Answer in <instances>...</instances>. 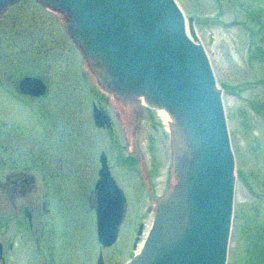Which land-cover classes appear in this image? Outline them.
Listing matches in <instances>:
<instances>
[{"label":"water","instance_id":"obj_1","mask_svg":"<svg viewBox=\"0 0 264 264\" xmlns=\"http://www.w3.org/2000/svg\"><path fill=\"white\" fill-rule=\"evenodd\" d=\"M18 0H0V15ZM66 27L101 86L121 104L150 227L140 253L122 264H227L235 158L222 92L207 53L176 0H37ZM40 95L39 77L20 81ZM96 125L108 124L104 111ZM99 239L111 243L127 201L104 153L89 196ZM142 225L139 226L138 236Z\"/></svg>","mask_w":264,"mask_h":264},{"label":"rangeland","instance_id":"obj_2","mask_svg":"<svg viewBox=\"0 0 264 264\" xmlns=\"http://www.w3.org/2000/svg\"><path fill=\"white\" fill-rule=\"evenodd\" d=\"M176 2L186 17L193 18V30L216 75L235 156L234 209L227 264H264V0ZM3 13L0 92L1 87L12 86L19 76L42 77L49 84L50 97L44 104L50 109L53 122L67 123L68 157L64 155L60 159L65 163L61 170H56L57 165L53 164L51 182L64 179L62 182L72 183L75 188L81 186L79 193L84 202L80 216L93 226L94 214L86 199L93 185L98 154L103 150L129 199L122 234L129 232L134 240L142 222L145 237L151 213H144L143 187L139 180H132L136 175L131 168L137 165L133 157L127 156L133 149L120 101L101 86L95 70L70 37L63 12L57 13L55 8L37 0H18ZM95 99H100L111 112L113 134L93 126L91 104ZM32 118L39 123L40 117ZM80 125L85 128L83 158L78 154L82 148L77 138ZM54 141L44 139L38 131L36 151L43 149L44 144L50 148L51 142L54 146ZM43 172L37 177L41 178ZM141 244L142 241L136 253L140 252Z\"/></svg>","mask_w":264,"mask_h":264},{"label":"flooded vegetation","instance_id":"obj_3","mask_svg":"<svg viewBox=\"0 0 264 264\" xmlns=\"http://www.w3.org/2000/svg\"><path fill=\"white\" fill-rule=\"evenodd\" d=\"M28 76L33 75L19 76L12 86L1 87L0 92V264L129 263L138 254L136 251L144 235L143 223L139 222L134 240L129 232L122 234L126 210L116 239L111 243H103L99 239L95 209L90 205L89 196L99 179L102 153L110 175L124 192L128 209L126 190L119 185L112 173L106 153L100 151L93 185L88 190L86 199L94 214V224H86L79 211L84 202L79 193L81 186L75 188L72 183L62 182L64 179L61 182H51L53 164L57 165L56 170H61L65 163L60 159L64 155L68 157L67 123H54L50 109L44 104L50 97L47 80L39 77L46 84L43 94L33 95L21 90L20 81ZM111 94L119 100L115 94ZM91 106L93 126L113 134L115 130L111 112L100 99L93 100ZM95 110H102L109 116L108 124L103 127L96 125ZM36 115L40 117L39 123L32 118ZM38 131L44 139H55L54 146L52 142L50 148L44 144L41 146L43 149L37 152L35 144ZM77 138L82 146L78 154L83 158L85 128L82 125L77 130ZM127 156L135 160L133 151L128 152ZM37 168L40 172L44 171L41 178L37 177L40 173ZM131 170H135L136 175L132 180H139L142 186L138 168ZM145 213H151V210ZM140 225L141 234L136 241Z\"/></svg>","mask_w":264,"mask_h":264}]
</instances>
